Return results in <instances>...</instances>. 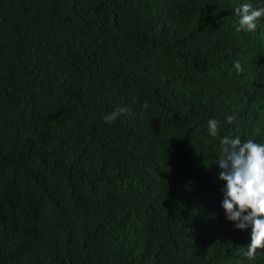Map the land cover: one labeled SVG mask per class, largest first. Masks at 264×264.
I'll return each mask as SVG.
<instances>
[{
  "label": "trees",
  "instance_id": "obj_1",
  "mask_svg": "<svg viewBox=\"0 0 264 264\" xmlns=\"http://www.w3.org/2000/svg\"><path fill=\"white\" fill-rule=\"evenodd\" d=\"M243 2L0 0V264H264L215 164L223 135L264 143Z\"/></svg>",
  "mask_w": 264,
  "mask_h": 264
},
{
  "label": "clouds",
  "instance_id": "obj_2",
  "mask_svg": "<svg viewBox=\"0 0 264 264\" xmlns=\"http://www.w3.org/2000/svg\"><path fill=\"white\" fill-rule=\"evenodd\" d=\"M237 17L236 32H252L257 29V21L264 18V0H248L234 9ZM237 72L242 71L240 62L234 61ZM127 109L119 107L104 115L106 123H111ZM236 116L226 115L229 124ZM220 130V121L207 120L209 136L216 137ZM219 153L215 164L218 178L223 181L220 207L225 219L233 223L235 229H250V243L247 256L252 258L258 249H264V143L254 139H242L239 134L223 135L219 139Z\"/></svg>",
  "mask_w": 264,
  "mask_h": 264
},
{
  "label": "bare ground",
  "instance_id": "obj_3",
  "mask_svg": "<svg viewBox=\"0 0 264 264\" xmlns=\"http://www.w3.org/2000/svg\"><path fill=\"white\" fill-rule=\"evenodd\" d=\"M261 20H264V19L262 18ZM257 22H259V20H258ZM259 70H260V72H262V71H261V67L259 68Z\"/></svg>",
  "mask_w": 264,
  "mask_h": 264
}]
</instances>
